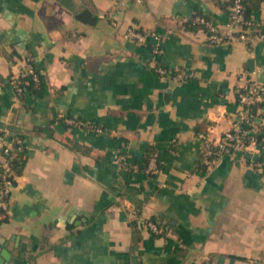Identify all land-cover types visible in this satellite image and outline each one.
<instances>
[{
  "label": "crops",
  "instance_id": "0c3cea01",
  "mask_svg": "<svg viewBox=\"0 0 264 264\" xmlns=\"http://www.w3.org/2000/svg\"><path fill=\"white\" fill-rule=\"evenodd\" d=\"M229 5L0 0V128L15 126L28 142L0 212L8 264H264V150L196 169L199 134L236 119L238 72L264 80V42L211 43L189 22L200 12L225 25ZM84 9L94 23L78 17ZM251 14L264 25V8ZM131 26L159 32L167 74L151 66L155 39L126 37ZM27 56L45 82L24 98L10 78ZM178 68L194 76L178 79ZM151 151L158 174L143 167Z\"/></svg>",
  "mask_w": 264,
  "mask_h": 264
},
{
  "label": "built area",
  "instance_id": "2783aa9c",
  "mask_svg": "<svg viewBox=\"0 0 264 264\" xmlns=\"http://www.w3.org/2000/svg\"><path fill=\"white\" fill-rule=\"evenodd\" d=\"M248 0H230L229 20L225 25L216 23L211 17L196 12L189 18V22L197 28L204 30L209 42L215 44L245 42L248 48L257 43L264 42V28L252 16L246 14ZM260 6L264 8V0H260ZM126 37L143 42L148 36L155 39L151 50L152 67L160 74H167L168 68L159 63V55L162 52L161 36L156 30H141L137 27H129ZM26 74L30 78H22ZM42 70L37 69L32 56L26 57V65L22 72L10 78V84L18 96L25 93V86L31 81H41ZM194 76V72L178 68L176 77L185 79ZM240 82L238 89L239 109L232 125L219 135L212 131L199 134L202 143V160L207 168L214 166L224 154L258 153L264 150V80L257 78L254 71L242 69L238 72ZM69 122L76 125H85L87 122L70 118ZM28 142L25 136L12 133L8 127L0 128V208L7 209L13 186L12 178L17 175L14 163L27 157ZM257 165L263 163L256 160ZM137 167L136 164L133 165ZM144 170L148 173L158 174L162 172V166L157 152H153ZM163 184V183H162ZM132 217L137 218L134 212ZM144 225L154 233L162 231L161 226L152 218L142 219Z\"/></svg>",
  "mask_w": 264,
  "mask_h": 264
},
{
  "label": "trees",
  "instance_id": "16d2710c",
  "mask_svg": "<svg viewBox=\"0 0 264 264\" xmlns=\"http://www.w3.org/2000/svg\"><path fill=\"white\" fill-rule=\"evenodd\" d=\"M260 4H261L260 0H248L247 3H246V14H247V16H252V14H251L252 11L254 9L258 8L260 6ZM78 17H80L81 19H84V20H89L92 23H94L97 20V18H98L96 15L90 16V12L87 9H84L81 12H79L78 13ZM261 26H262V28H264V25H261ZM194 27L197 28L196 26H194ZM36 67H37L38 70L40 69L37 65H36ZM25 77L30 78V75L26 74L24 76H21V79L25 78ZM44 82H45L44 81V75L41 74V81L39 83H35V82L31 81V83L29 85L25 86V93L22 96L25 98V95L28 94V93L29 94H41L43 92ZM10 129H11L12 133H14V134H20L22 136H25L23 134V132L20 131L15 126H11ZM152 153H153V151H151L149 153L147 159L144 161L143 167H145L147 165L148 160H149V158H150ZM26 158L15 161L14 167H15L17 173H20L22 171V168H23V166H24V164L26 162ZM160 165L162 166V164H160ZM196 169L198 171H200V172L206 171L207 167L203 163L202 158H200L198 160L197 165H196ZM11 180H12V183L14 184L15 183V178H12ZM3 211H4V209L0 208V212H3ZM154 220L157 221L156 219H154Z\"/></svg>",
  "mask_w": 264,
  "mask_h": 264
},
{
  "label": "water",
  "instance_id": "95a60500",
  "mask_svg": "<svg viewBox=\"0 0 264 264\" xmlns=\"http://www.w3.org/2000/svg\"><path fill=\"white\" fill-rule=\"evenodd\" d=\"M2 244H4V247L2 248L0 253V264H8L11 251L7 248V244L5 242H2Z\"/></svg>",
  "mask_w": 264,
  "mask_h": 264
}]
</instances>
